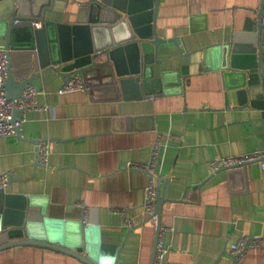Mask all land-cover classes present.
Segmentation results:
<instances>
[{
    "label": "crops",
    "instance_id": "1",
    "mask_svg": "<svg viewBox=\"0 0 264 264\" xmlns=\"http://www.w3.org/2000/svg\"><path fill=\"white\" fill-rule=\"evenodd\" d=\"M263 3L160 0L156 25L166 41L154 72L167 73L168 83L142 99L119 98L106 81L62 93L65 80L52 70L35 78L40 103L48 108L28 110L21 134L0 137V172L12 174L3 206L8 223L32 206L65 220L83 222L86 215L99 225L92 237L121 245L119 264H153L157 230L142 214L149 175L127 163L148 161L161 135L159 213L172 229L163 234L170 250L162 264H232L230 246L243 235L256 244L242 264H264V167L250 162L214 172L211 165L214 158L264 149V109L238 104L237 79L227 69H200L204 50L243 30L247 16L258 19ZM56 5L52 16L74 20L75 0ZM185 53L191 54V80L183 88L176 72ZM263 89L261 78L257 90ZM40 140L50 141L47 167L39 163ZM0 264L84 263L50 248L19 245L0 251Z\"/></svg>",
    "mask_w": 264,
    "mask_h": 264
},
{
    "label": "water",
    "instance_id": "2",
    "mask_svg": "<svg viewBox=\"0 0 264 264\" xmlns=\"http://www.w3.org/2000/svg\"><path fill=\"white\" fill-rule=\"evenodd\" d=\"M75 1L78 11L69 22L50 14L57 11L56 0H0V40L8 50L9 97H20L29 83L50 70L65 81L82 74L90 90L106 81L126 100L142 99L161 83H168L167 73L156 77L154 72L161 44L166 41L156 25L160 0ZM263 15L264 3L258 19L247 16L243 30L234 31L226 42L207 47L200 69H227L226 74L237 79L238 104L264 109V89L257 90L264 79ZM36 20L42 21L41 27L33 25ZM182 60L176 82L185 88L191 80V54H183ZM210 62L214 64L210 66ZM19 111L15 110L13 120ZM17 134H21L19 129ZM158 184L159 211V177ZM9 197L6 188L0 187V251L37 245L75 256L84 264H119L121 245L92 237L91 231H99L93 222L85 225L84 221L51 217L46 207L39 210L32 206L9 224L3 210Z\"/></svg>",
    "mask_w": 264,
    "mask_h": 264
},
{
    "label": "built area",
    "instance_id": "3",
    "mask_svg": "<svg viewBox=\"0 0 264 264\" xmlns=\"http://www.w3.org/2000/svg\"><path fill=\"white\" fill-rule=\"evenodd\" d=\"M264 21V15H263ZM36 27L42 26V21H33ZM8 78V50L0 47V137H8L17 134L18 129L21 130L28 120L27 112L30 109H47L40 103L39 94L41 90L34 84L29 83L22 91L20 97H9L6 87ZM88 89L89 86L82 74L74 75L68 81H65L60 88V92L71 91L77 89ZM20 110L16 114V119L13 120L15 110ZM162 143V136H158L152 145L151 157L148 161H128L127 167L132 170H142L148 173L149 181L146 188V196L144 200L142 214L149 220L151 225L157 230V245H156V264H162L170 248L165 244L163 234L166 230L171 229L162 224L160 213L158 211V158L160 154V147ZM39 163L45 167L49 165L51 155V146L49 140H40L37 146ZM250 162H259L264 167V149L258 148L252 152L243 153L239 156H225L223 158H214L211 165L214 172L223 170V168H239L245 166ZM10 172H0V187L6 188L11 182ZM123 214L124 211L120 210ZM124 224L129 228L133 227L131 220L126 217L123 218ZM89 224L87 216L84 220ZM172 230V229H171ZM256 244L248 235H243L238 240L233 242L230 246V253L232 255V264H242L243 259L247 254L249 247Z\"/></svg>",
    "mask_w": 264,
    "mask_h": 264
}]
</instances>
